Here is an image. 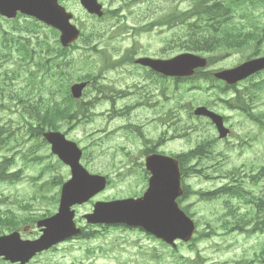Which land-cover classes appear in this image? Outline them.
Here are the masks:
<instances>
[{
  "label": "rangeland",
  "instance_id": "374dc122",
  "mask_svg": "<svg viewBox=\"0 0 264 264\" xmlns=\"http://www.w3.org/2000/svg\"><path fill=\"white\" fill-rule=\"evenodd\" d=\"M156 1V0H155ZM154 1V2H155ZM162 0H157L155 3L152 2L146 6V9L152 10ZM154 3V4H153ZM123 3L119 2L115 6L122 5ZM153 5V6H152ZM152 6V7H151ZM139 10V9H137ZM76 15L81 17V13L77 12ZM136 11V10H135ZM120 21V20H119ZM130 21V19H129ZM115 20H107L102 24H96L97 28H102L106 30L105 27L115 23ZM121 24V23H120ZM170 34V33H169ZM166 35V34H165ZM126 36V35H125ZM164 35L161 36L163 38ZM131 40H126L129 42ZM142 41V39H140ZM147 43V44H146ZM142 45L138 47V53H143V48H147L149 53H159L165 47L166 49L162 53L166 57L175 55V46L170 45L166 46L165 43L160 41V37L151 36L148 38V41L141 43ZM120 45L122 52L126 47H130L131 43ZM264 51V47L262 49ZM121 54V53H120ZM251 52L235 53L232 56H228L219 61V63L214 67V69L228 68L229 66H236L240 59L244 56H249ZM74 58L77 57L78 53L74 54ZM79 60V57L77 58ZM83 72V67L81 65V73ZM140 79L133 76L124 78L123 80L116 81V87L122 88L127 84H132ZM168 98L163 101L162 107L164 109H181L180 116L182 117L178 127H184L187 120H185V112L182 105L185 107L189 102L192 101V98L189 94L184 95L180 98L181 90H174L172 87H168L165 94ZM193 95H196L193 93ZM125 95L121 99H118L120 102H117V106H123L125 104L131 103L134 99H127ZM175 99H179L177 102ZM101 109H95V112L99 114ZM143 110L139 112H133L130 115L129 122L132 120H144L146 117H150L151 114H144ZM103 115H95L91 118L90 121L85 124H77L72 126L69 125V128H63L62 131L66 132L67 137L74 142H77L82 148L86 149L87 152L91 153L88 158H84V164L90 168L92 173L102 172L108 174L112 182H115V186L110 188L108 192H105L101 195L96 196L92 201H109L114 199L126 198L131 195L133 192L139 194L141 191L142 184L138 177V171L141 170V167H136L133 164V160L141 163L140 147L133 146L131 141L123 136L120 139H109L102 140L101 146L96 145L95 140H88L86 137L93 133L97 129L103 127H108L109 129H117L118 126L123 125L127 122L123 118L117 120H108V117L104 119L100 118ZM5 116L0 111V118ZM8 118V117H7ZM14 124L19 120V117H14ZM83 123V119L81 118ZM111 125V127H110ZM210 134V131L198 129L195 132H189L186 139H180V142L175 143L174 148H171L174 152H186L188 149L193 147L199 140L207 137ZM20 137V136H18ZM26 137V135L24 136ZM226 144L220 145L219 149L222 150L224 157L226 158L223 162V169H231L233 166H241L246 160L250 158L244 157V153L240 154L235 151L234 154H226L223 150ZM223 146V147H222ZM32 147V142L20 146V148L15 149L13 152H5L4 156L13 157L14 162L12 165L13 171H20L19 179L15 182H2L0 183V211L11 210V212L16 215H22V212L18 209L20 204H31L33 206L32 211L27 212L24 216H36L43 213H53L56 211L55 202L58 200L56 194H60L61 185L54 184V181L58 182L60 179L64 182L69 179V171L66 167L58 165L54 160V157L49 156L50 153L45 148H41L39 155L44 157L41 162H32L29 164H24L22 161V155H24L29 148ZM120 147H126L127 149L121 150ZM167 149V148H166ZM128 153V154H127ZM247 156H250L246 154ZM47 164H52V167L45 169ZM84 165V166H85ZM205 166L208 167L209 163L206 162ZM120 169V171H119ZM125 176L126 178L122 180L121 178ZM217 178L211 180V182L199 181V185L203 188H217L221 183V179L218 178V174H214ZM213 176V177H214ZM53 178H58L57 180ZM218 182H217V180ZM57 195V196H58ZM46 197L42 199L41 197ZM213 203L211 205H199L196 208L198 217L201 219H211L213 217L214 211L217 209L218 205H221L220 201L209 202ZM92 208V204L86 205L81 208V215L83 213L89 212ZM82 220V219H81ZM86 225L84 221H81V226ZM32 228V227H31ZM206 226H202L201 230H206ZM216 231H219L218 227H215ZM33 231L32 235H37L38 231L36 229H31ZM86 232L94 231V228L85 229ZM104 232V231H103ZM31 235V236H32ZM94 237L92 241H76L60 246L58 249L63 252L65 250L79 251V259H81V264H179L178 256L194 257V254H191L188 247L184 246L181 248L178 254L171 255L170 251L167 248L161 246L160 243L152 239L146 238L140 232L122 231V230H110L105 232L104 235H99V233L94 232ZM210 239V238H209ZM235 241H238L239 245H234L233 240L230 239L221 240L220 238H213L210 241L197 244L199 251L201 252L203 258L206 261V264H230L228 263L231 258L241 259L242 257V243L240 238H236ZM214 245V247H213ZM228 251L220 253L219 250H216L217 247H231ZM235 253L233 256L232 254ZM62 254V253H61ZM58 254V255H61ZM67 261L70 258H66ZM261 262H264V256H261L259 259ZM225 261V262H223ZM61 264H68V262H63ZM264 264V263H263Z\"/></svg>",
  "mask_w": 264,
  "mask_h": 264
},
{
  "label": "water",
  "instance_id": "95a60500",
  "mask_svg": "<svg viewBox=\"0 0 264 264\" xmlns=\"http://www.w3.org/2000/svg\"><path fill=\"white\" fill-rule=\"evenodd\" d=\"M57 0H0V13L13 18L17 11L31 15L61 31V41L67 45L75 41L79 32L68 25V19L59 17L56 9ZM157 70L169 76H188L192 70L204 66V60L192 55H181L171 61L160 62ZM264 58L246 62L239 67L216 75L228 83H235L245 77L262 70ZM84 86L79 84L71 88L74 98L81 96ZM197 115L209 116L218 123L221 136H225L219 117L205 109H198ZM52 143V151L71 169V180L62 187L60 207L57 215L38 223L43 227V235L39 240L21 241L17 234L0 238V256L12 262H25L35 253L48 249L63 239L78 234L74 228L73 213L70 208L74 204H82L104 190V178L88 174L79 164L81 151L75 143L65 141L58 133L47 134ZM153 177L150 188L140 200H124L111 203H97L92 215L86 216L90 224H124L129 227H141L148 233L167 243L179 238L187 241L193 232V224L168 201L173 200L178 191V172L176 163L170 159H152L148 163ZM165 201V206L157 208L156 204Z\"/></svg>",
  "mask_w": 264,
  "mask_h": 264
},
{
  "label": "flooded vegetation",
  "instance_id": "af4514ba",
  "mask_svg": "<svg viewBox=\"0 0 264 264\" xmlns=\"http://www.w3.org/2000/svg\"><path fill=\"white\" fill-rule=\"evenodd\" d=\"M136 1L139 2V0ZM204 1H206L207 3H212L214 1L228 2V1H240V0H204ZM68 4H69V0H59V5L63 6L66 10H68ZM209 7H213V5L211 4L209 5ZM150 13L151 12L149 10H140V11H136L134 15L138 18H141L144 24L149 21ZM16 17H17L16 20L9 21L0 16V48H1L0 87L3 90L1 96L7 98V97H15L18 95L34 94L36 93V88H37L36 82L40 79V77H42L44 84H47V86L51 91L54 88H56L57 93L55 96L59 97L60 94L62 95L66 90H68V86H69L68 71L66 70V64L64 63V60L68 62V51H66L65 53L61 52L62 57L61 58L58 57L57 61L53 58V52L51 50L48 49L46 51H43L42 54L45 53L47 57L46 66L44 68L43 67L39 68L36 64L37 50L34 48L35 50L32 51V53H34V57H32L30 60H27L24 66V69L26 71L25 76L27 77L25 82H21L22 77H19L15 81L12 80L11 82L7 79L8 76L11 75L12 70H15L14 65L16 58H20L19 54L22 53L27 54L26 49H28L27 48L28 42L31 43V46H34V44L35 45L39 44L37 39H39L40 42L42 41V39H45L51 41L50 43L54 44L52 41L53 36L51 34H49L48 37H45L43 34L41 35L39 34L37 35V39H36L35 35L33 36L34 31L32 33L31 30L27 29L25 22L32 21L33 19L26 18L25 16H22L20 14H18ZM36 24L41 26L40 28L41 30H43V28H46L41 23H36ZM57 36H59L58 33ZM22 38L24 39L22 40ZM56 43L59 47L60 44L57 39H56ZM58 54L59 51H57V55ZM127 61L128 60L124 57L99 58L96 64L97 76L100 77L106 70H112V71L122 70V68L125 67ZM135 67L137 71L141 73L142 78H144L145 80L144 82H142V84H139L137 86V90L131 92L130 98H133L134 100L129 105L125 106L126 113L123 117H126V120H131L130 115L133 112L136 111L139 112L141 110L145 111L142 113L152 112V115L151 117H146L144 120L136 119L129 122L130 124L127 126H129L130 129L134 131L133 136L129 137L130 141L134 142L135 140L142 144L140 147V153L141 156H143L144 158L155 154L165 155V156L168 155V156H176V158L180 162L183 160L185 154L182 155L181 153H171L162 150L163 147L166 145V141L164 137L165 129L166 128L172 129L176 126L178 122H180V118H178L177 116L178 112L177 113L174 112L171 116L166 117V109L162 107L163 101H165L166 98L165 87H164L165 78L147 67H142L140 65H136ZM21 69L22 68H16V70H21ZM44 70H46V74H44ZM261 73L264 74V71ZM88 82L90 87L91 86L90 81ZM22 85L25 86V89L23 91H21L20 89H14V88H19ZM110 85L111 84L107 83L106 86H104L103 91L105 95L103 94V92H101L99 93V97L103 98L104 96L109 97V95H111V92L109 93L110 90L108 88ZM109 102L111 104L112 101L110 100ZM97 108H100V105L90 107L89 109H97ZM102 109H116V107L114 105H106ZM174 137L175 136H171V138ZM188 194H189L188 191L183 192L179 200V204L187 209L189 207L188 205H186L185 201H187ZM19 224L22 225L24 223L20 221ZM29 227L30 225H23L22 227L18 228L16 232H18L22 238L26 239L25 236L28 233ZM58 252L59 250H53V249L40 252L25 264H61V262L63 261L62 259L60 260L53 259V254ZM63 253H72V252L63 251ZM73 263L77 264L74 261ZM0 264H20V263H11L5 261L2 257H0Z\"/></svg>",
  "mask_w": 264,
  "mask_h": 264
},
{
  "label": "trees",
  "instance_id": "16d2710c",
  "mask_svg": "<svg viewBox=\"0 0 264 264\" xmlns=\"http://www.w3.org/2000/svg\"><path fill=\"white\" fill-rule=\"evenodd\" d=\"M260 2H258L257 4H259ZM253 4V3H251ZM263 4L264 2L260 3V5ZM254 23L252 24H248L250 26H252V29L250 31H245L243 33V35H238V37L233 38L232 35H230V33L227 34V38L224 37L222 39V42L219 43L220 45H215V47H213L214 50H217L219 48H224L225 50H227L228 52L231 51H240V50H244V49H250V51H252V55H254L255 53L259 52V46H260V41L259 38L262 34H260L261 29L259 28V26L261 25L260 21L254 19ZM251 21V19L249 20V22ZM217 42V41H216ZM259 89L262 93H264V80L260 83L259 85ZM70 106H68L66 109H69V111L71 112V118L72 115H76V107H75V103L74 101L71 99L69 102ZM3 128H0V148L3 146L2 143L4 142L5 144H7V139L4 136V133L2 132ZM203 149L205 148V146H202ZM202 147H198V152H192V154H196L197 155H203V150ZM190 155V154H189ZM9 166H11V161L8 160L7 158H3L2 161H0V182H7V181H13L17 179L18 174H8V169ZM18 180V179H17ZM42 199H45L44 197H41ZM30 206H26L25 209H30ZM5 215L0 214V218L4 217ZM244 220V219H243ZM7 222V220H5L3 223Z\"/></svg>",
  "mask_w": 264,
  "mask_h": 264
}]
</instances>
